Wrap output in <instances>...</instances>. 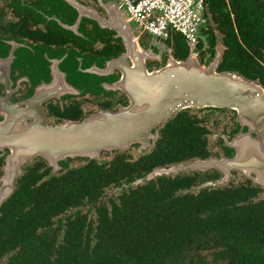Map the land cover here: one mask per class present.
<instances>
[{
  "label": "flooded vegetation",
  "instance_id": "obj_1",
  "mask_svg": "<svg viewBox=\"0 0 264 264\" xmlns=\"http://www.w3.org/2000/svg\"><path fill=\"white\" fill-rule=\"evenodd\" d=\"M205 3L197 59L207 65L217 56L226 74L237 70L229 53L245 51L264 84V44L232 47ZM113 10L108 21L92 0H0V264H73L65 253L91 255L98 246L104 254L106 236H128L123 212L152 193L167 217L155 235L180 243L169 264H264V168L249 177L235 167L237 113L187 108L163 122L149 117L133 103L143 87L126 86V74L147 55V67L159 70L185 51L179 40L139 43ZM90 122L104 131L116 125V147L97 157L60 154L55 129L73 134ZM247 124V137L256 134ZM187 205L196 208L180 215ZM186 218L192 228L182 230Z\"/></svg>",
  "mask_w": 264,
  "mask_h": 264
},
{
  "label": "water",
  "instance_id": "obj_2",
  "mask_svg": "<svg viewBox=\"0 0 264 264\" xmlns=\"http://www.w3.org/2000/svg\"><path fill=\"white\" fill-rule=\"evenodd\" d=\"M95 6H100L99 0H93ZM112 9H116L120 20L128 21L129 15L124 10L118 11L117 5H111ZM111 21L110 17H107ZM126 20V21H125ZM135 32V31H134ZM136 37L139 43L146 41L143 33L136 31ZM153 43H159L152 38ZM152 42H146L145 50L152 49ZM166 45V43H163ZM127 47V46H125ZM196 48L190 49L189 56L185 60L178 61L171 58L166 65L159 69L150 70L146 62L152 56L147 55L146 59L142 58L138 66L130 73L126 74V86H140L143 90L133 91L138 95L134 100V104L145 105L150 113L149 117L156 118L160 121H166L169 117L177 114L179 111L187 108H222L234 110L240 123V129L235 137V143H231L236 150L237 157L235 162L241 166L243 172L249 173L251 176L260 172L262 166L264 168V89L260 83L244 78L238 73L230 72L220 74L217 72L219 60L217 56L213 60H209L207 65L201 63L194 56ZM145 96L146 98H140ZM247 120L256 130L252 136L257 140L251 143L254 146L255 153L249 147L236 144L242 137H247L248 131ZM158 122V123H159ZM102 123L90 122L86 126L75 128L72 134L71 129L59 126L55 129V135L62 136L64 153L70 155L71 159L97 157L102 150L116 147L118 143L117 127L108 123L106 131L103 130ZM101 127V131L99 128ZM141 127L138 126V132L141 134ZM140 136V135H139ZM70 137V144L67 139ZM252 139V138H251ZM236 146L240 149L237 150ZM262 152V155H256V152ZM248 156V160L244 159Z\"/></svg>",
  "mask_w": 264,
  "mask_h": 264
},
{
  "label": "trees",
  "instance_id": "obj_3",
  "mask_svg": "<svg viewBox=\"0 0 264 264\" xmlns=\"http://www.w3.org/2000/svg\"><path fill=\"white\" fill-rule=\"evenodd\" d=\"M206 1L209 4L210 11L214 13L215 21L220 22L222 26H226L225 30L228 28V31H230L225 36L232 47L233 44L240 46V39L245 42L260 41L264 44V4L260 0ZM225 10L228 11L225 12ZM171 40L174 42L179 40L178 45L185 51L183 60L187 59L190 49L183 37L175 35ZM170 41L168 42L171 43ZM181 41L184 42L182 46L180 43ZM230 55L233 59L235 69H237L232 72L238 73L246 79L260 83L264 89V84L259 80V78L262 79V76L258 74L256 67L253 65L255 61L248 59L249 55L245 51L242 53L231 51L228 56ZM247 64H250V67L245 69ZM152 194L156 195V193ZM152 194L145 196L150 198L149 202H140L132 209L123 212V232L125 230L128 236H106V253H99L102 249L98 246L99 243H97V250L91 255L65 253L63 259L73 264H85V262L89 260L98 262L97 264H169V259L179 255L178 250L180 243H173L170 238L163 234L167 225V217L161 211L163 207L157 205L159 204L160 197L155 195L152 196ZM151 207L159 208L156 211H152L149 210ZM195 208L196 207H191L190 205L184 208L182 207L180 215H187L195 210ZM200 209H203L204 212L208 210L212 213V207L210 205L204 204ZM225 211L229 212L227 207H225ZM225 223H227V221H225ZM175 224L178 225L179 223L175 222ZM191 228L189 219L186 218L181 221L180 229L187 230ZM224 228L227 229V225L224 226ZM155 229H163V231H159L162 234L155 235ZM184 238L186 237L180 236L178 239Z\"/></svg>",
  "mask_w": 264,
  "mask_h": 264
},
{
  "label": "built area",
  "instance_id": "obj_4",
  "mask_svg": "<svg viewBox=\"0 0 264 264\" xmlns=\"http://www.w3.org/2000/svg\"><path fill=\"white\" fill-rule=\"evenodd\" d=\"M118 11L124 9L143 33L159 42L167 43L173 36L183 37L189 49L196 48L202 29L208 23L205 0H118Z\"/></svg>",
  "mask_w": 264,
  "mask_h": 264
},
{
  "label": "rangeland",
  "instance_id": "obj_5",
  "mask_svg": "<svg viewBox=\"0 0 264 264\" xmlns=\"http://www.w3.org/2000/svg\"><path fill=\"white\" fill-rule=\"evenodd\" d=\"M93 1V0H92ZM117 1L118 0H99V3H100V6H98V7H100V8H102L104 11H105V13H106V15H107V17L111 14V13H113L114 12V10L112 9V7H111V5L113 4V3H117ZM94 2V1H93ZM94 5H95V2H94ZM110 17V16H109ZM118 21H123L124 22V20H118ZM129 25V27L133 30V31H135V33H136V31H137V27L135 26V24H128ZM179 43V42H178ZM181 43V46L182 45H184V42L183 41H181L180 42ZM252 138V139H251ZM256 141L257 139L255 138V137H253V136H250V137H242L239 141H237L236 142V144H240V146L242 145V146H244V148H243V151L245 150V147H249L250 149H252V151L255 153V148H254V146H251V143L252 142H254V141ZM235 143V142H234ZM235 147H236V149L237 150H239L240 148L238 147V146H236L235 145ZM258 154H260V155H262V152H260V151H257L256 152V155H258ZM244 159L247 161L248 159H247V156H244ZM235 167L236 168H239V169H242V168H240L241 166H239L238 164H236L235 165ZM243 172V171H242ZM244 174L245 175H247V176H249V177H251V175L248 173L247 174V172L245 173L244 172Z\"/></svg>",
  "mask_w": 264,
  "mask_h": 264
}]
</instances>
